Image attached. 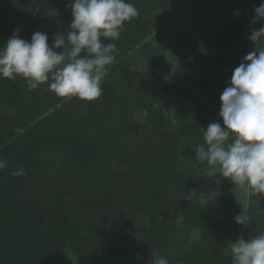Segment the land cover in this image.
<instances>
[{"label": "trees", "instance_id": "16d2710c", "mask_svg": "<svg viewBox=\"0 0 264 264\" xmlns=\"http://www.w3.org/2000/svg\"><path fill=\"white\" fill-rule=\"evenodd\" d=\"M44 1L49 10L39 17L32 6L40 0H0V47L14 32L28 42L45 32L50 47L57 32L66 34L72 0ZM126 2L139 16L124 24L119 40L102 38L117 51L97 100L65 102L48 89L51 81L29 90L20 77L0 78V159L7 160L0 170V264H122L128 252L147 264L152 252L169 264H233L231 243L264 232V195L242 201L226 194V185L237 188L229 179L215 191L216 216L201 205L212 186L201 175L207 164L195 160L245 56L231 44L245 42L261 0H239L237 10L226 0ZM191 8L208 17L202 43L215 60L210 70L168 82L160 45L183 38L175 26L181 22L174 23L186 24ZM21 167L25 176L11 175ZM242 208L252 218L248 227L234 221ZM175 210L183 229L163 216Z\"/></svg>", "mask_w": 264, "mask_h": 264}, {"label": "clouds", "instance_id": "9594fccd", "mask_svg": "<svg viewBox=\"0 0 264 264\" xmlns=\"http://www.w3.org/2000/svg\"><path fill=\"white\" fill-rule=\"evenodd\" d=\"M69 30L57 32L49 46L45 32H34L28 42L14 32L0 47V78L25 80L29 90L48 83V89L65 102L71 98L95 101L102 95L101 84L116 61L115 43L125 23L139 16L126 0H72ZM252 23L264 20V0L254 9ZM254 50L233 70L229 86L220 95L218 122L204 130V144L195 149V160L218 168V173L236 187H247L248 197L264 195V23L248 36ZM56 49H63L58 52ZM7 160L0 159V170ZM21 167L14 177L25 176ZM189 199L196 193L187 194ZM234 221L248 227L251 216L242 208ZM233 264H264V232L231 243ZM151 264H169L151 253ZM137 260L142 257L136 256Z\"/></svg>", "mask_w": 264, "mask_h": 264}, {"label": "rangeland", "instance_id": "374dc122", "mask_svg": "<svg viewBox=\"0 0 264 264\" xmlns=\"http://www.w3.org/2000/svg\"><path fill=\"white\" fill-rule=\"evenodd\" d=\"M227 4L232 5L235 7V10L239 9L237 5H239V0H226ZM261 3V2H260ZM259 3V4H260ZM49 3L44 0H40L38 2L37 6H32L35 13L39 14V17H43L46 11L49 10ZM259 6V5H258ZM257 6V7H258ZM199 14L196 9L191 8L190 10L186 11V14L184 15L186 18V24L182 25V19H177L178 22L174 24L176 28L178 27L179 33H182L186 38H181V40H173L171 31H167L164 35L171 36V40H173V43L166 44L162 43L160 45L163 58L165 60V69L163 73H167L166 80L168 82H179L181 80H185L186 78H189L191 76H196L199 71H205L210 70L213 66V62L215 60L214 52L210 50V48L207 47L206 44H203L204 42V31L201 29V26L203 24L207 23V18L204 14ZM204 20V21H203ZM225 20L224 16L218 17V22H223ZM173 24V23H172ZM194 26V27H193ZM197 26V30H195ZM214 26H218L214 23ZM258 25L252 22L246 25V40L245 42H242L241 44L237 45L231 44V49L237 51H244L245 55L254 50V45L251 41H249L248 36L250 35V32L253 28H257ZM219 30H222V28L217 27ZM177 29V31H178ZM207 31V29H206ZM166 38V37H165ZM184 39V41H183ZM164 40V38H163ZM186 40V41H185ZM202 43V47L200 49V52H198V44ZM226 49V48H225ZM181 59L179 62L178 60ZM146 66H143L141 69H145ZM176 101L174 99L170 100L168 107L165 110V114L168 116V118H172L174 115V111L176 110ZM140 117H145L144 113H140ZM209 124L213 122H218L223 126V122L221 118L219 117H211L208 119ZM198 170V168H195ZM201 175L203 178L210 182L209 185H206L205 187L209 186L210 189H205L200 198L201 205L203 204L204 208L211 211L214 216L217 215V209L219 208L218 200L215 197V191L217 192L225 185V179L218 173V168H211L209 166H205V170L201 171ZM227 184V183H226ZM204 183H202L199 187V190L201 186H203ZM224 192L226 194H229L230 192H234L238 198L242 199V201H245V199L248 198V189L247 187H237L234 188V191L231 190L230 186L226 185ZM168 221H170L175 227L179 228L181 226V229H183L182 225V214L175 210V213L168 212L167 214L163 215ZM180 234V235H179ZM183 237V234L178 233V237ZM197 235H192V240L196 239ZM137 253L128 252L124 256L122 260V264H147L148 259L142 258L141 260L136 259ZM66 259L69 261H72L71 256H68Z\"/></svg>", "mask_w": 264, "mask_h": 264}]
</instances>
